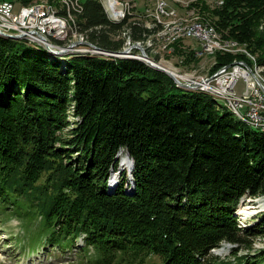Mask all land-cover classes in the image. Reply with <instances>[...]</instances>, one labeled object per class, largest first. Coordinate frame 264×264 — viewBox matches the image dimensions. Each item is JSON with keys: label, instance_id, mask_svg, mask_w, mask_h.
<instances>
[{"label": "trees", "instance_id": "16d2710c", "mask_svg": "<svg viewBox=\"0 0 264 264\" xmlns=\"http://www.w3.org/2000/svg\"><path fill=\"white\" fill-rule=\"evenodd\" d=\"M75 5L78 29L104 49H122L126 37L146 43L153 32L131 14L111 20L100 0ZM194 6L264 67V0ZM185 45L177 41L174 52L197 61ZM30 49L0 37V211L39 219L28 246L76 248L87 264H146L152 255L160 264H264V246H254L264 211L248 226L234 213L244 196L264 195L261 127L141 59H51ZM236 59L252 63L218 52L212 72ZM124 152L134 166H119ZM224 242L234 244L233 258L209 257Z\"/></svg>", "mask_w": 264, "mask_h": 264}, {"label": "rangeland", "instance_id": "374dc122", "mask_svg": "<svg viewBox=\"0 0 264 264\" xmlns=\"http://www.w3.org/2000/svg\"><path fill=\"white\" fill-rule=\"evenodd\" d=\"M12 1L15 3L14 5H15L16 13H18L20 11L19 6L25 2L23 0H12ZM72 1L73 0H58L59 3L57 2L56 4H54L50 2V0H29V2L27 3H32L35 5L47 3V4L54 5L53 6L54 10L58 9V10L68 11L67 9H70L71 7L74 11H77L75 8H73L77 0H74V3ZM100 1L103 4L108 17L110 16L109 18L111 20L121 21V15H116L112 11V8L108 5L111 0H100ZM165 1L167 2V6L163 5V7H162L163 3H161L162 0H117L116 1L118 4V8H123L121 5V3H123L124 5H127V8L130 9L131 15H132V17L130 18V21L140 20L142 22H145V25L152 29L153 34L149 38L147 37L146 43H144L143 41L141 42L132 41L126 37L123 41L124 44L122 48L127 49L128 47H130L131 51L129 53L131 56L125 57V56L114 55V57L136 58L137 57L136 55L139 54V50L138 48H135V47L133 48L131 44L140 43L145 47L147 53L151 56V58L157 61H160L166 67H170L174 69L177 73H179V75L184 77L185 81L199 82L198 88H204L205 85H203L200 82H202L203 79L209 78V76H206V75H210L212 72V66L215 63V54L218 52L220 53L222 52L216 51L215 53L212 52L208 54H203L202 56H196L198 57L197 61L185 63L184 61H182L183 55H180L179 53H176V52L169 51L166 48L172 47L174 45V42H169V40L172 39L173 34H174V31L171 29V26L175 24V22H177L179 18L186 20L187 24H189V22L201 23V24H204V23L211 24V23L203 21L202 18L199 16L198 10L196 6H194L197 0H165ZM205 1L209 2L211 5H214L216 4L217 0H205ZM162 8L164 12L162 11ZM125 11L127 12V9ZM74 19L76 20V15H73V20ZM159 21H161V23L164 25L165 24L167 25L168 23L169 24L163 30L160 26L155 25V22H159ZM39 23H43L42 20H39ZM62 25L63 26L61 25L55 26L54 30H50L49 28L48 32H45L46 33L45 35H38L36 36L37 37L36 39L32 40L34 42L40 41L42 45L34 44V43L29 45L28 43H26L31 48L29 52L30 51L32 52V50L34 49L35 50L44 49L48 53L49 58L53 59V55L55 54L51 53L46 48H44L45 47L44 43H49V44L58 43L66 47V45H68V43L71 42V40H76L75 47L79 46V48H84V46H86L85 45L86 43L80 40L81 35L80 34L78 35L77 33L75 34V30L77 28L76 27L77 22L68 21V25L65 26L64 23ZM262 26H264V22L262 23V25H260V27ZM120 36L121 34L116 35V38H119ZM0 37L11 38L5 35H0ZM222 38L227 39L224 37ZM15 40H19V38ZM180 40H182V43L186 44L185 46L188 47V49L190 50H193L192 48H198V46H200V40H197L195 38L185 37V38L176 39L174 41H180ZM22 41H24L23 37H22ZM234 48L235 49H229L225 53H233V54L243 53L249 57L250 62H253V60H257L256 56L252 54L245 46L237 43L236 46H234ZM66 49H67V52L62 53L59 56L63 57L64 54L66 56L67 55L70 56L72 53L73 54H86L83 51H80L78 49L71 50L68 47H66ZM89 54L90 53L88 52L87 55ZM93 55H96V54H93ZM63 62L66 63V58L63 59ZM67 62H68V59H67ZM65 63L62 64L63 69H66L68 66V63L67 64ZM248 65H252V63L251 64L248 63ZM255 71L257 73L256 72L254 73H256V75L264 83V74L262 73L264 71V67L260 65L259 68L257 69L255 68ZM250 74L252 75V73ZM224 77L225 76H215L213 78L212 83H210V85L214 86V88H218L217 87L219 85L218 80ZM246 77L247 76L238 77L236 84L233 86L235 95L230 94L228 98L229 99H231L232 97L239 98L237 96H241L244 92L249 93V95L246 97L247 101L250 103L253 102V104L250 105V104H247L246 102L244 105L240 107V108H243V110L245 111L247 110L249 112L250 110L253 111L254 107H257L261 104H263L264 106V95L263 97L260 96L263 90L259 86V83L257 82V80H255L256 81L255 86H253L251 85L252 80H250V77L248 80ZM251 77L254 81L255 76H251ZM205 89H206L205 91L212 93L210 91L211 87H209L208 89L207 88ZM250 90H252V93H250ZM212 94L217 97L215 93H212ZM262 114L263 113H261V115ZM237 116L243 121L252 122L249 116H247L246 112L244 113L243 118L238 114ZM263 122H264V118H263ZM256 125L261 127L264 130V126H261L259 123H257ZM125 155L128 156L127 154H125V152L122 153L120 159L121 158L123 159ZM122 159L121 161H119V166L126 165L125 167H127V165H129L128 162L126 161V164H123ZM131 163L133 166L132 161ZM125 170L127 171L126 172L127 178L131 177L134 180V176L132 177L130 175L129 170L127 168ZM127 185L132 186L130 182H127ZM263 211H264V195L258 196L256 198L246 195L241 199L234 213L235 214L239 213V215L241 214L250 215L251 218L249 222L248 223L246 222V223L248 225H252L261 217ZM28 223H29V226L31 227V230L27 228ZM39 227H40L39 219L38 220L32 219V221L29 222L23 218H19L14 213L10 212V213H7L6 215L5 214L2 215L0 211V264H73L72 262L75 261V259L77 261H75L76 263L74 264H87V262H83L80 258H77L76 248L60 249L57 247L46 246L44 244L43 245L39 244L35 246L34 244H31V243H29V246H28L27 241L32 240L33 237L37 236L38 232H36V230ZM78 241L79 243H82L81 238H79ZM33 246L35 247L33 248ZM233 246L234 244L230 242H224L221 246L213 248L208 255L209 257L216 256L221 259H225L227 257L233 258V253L231 251ZM254 246L255 247L264 246V237H256V240L254 241ZM242 250L246 251L247 249L243 248ZM146 264H160V260L158 256L152 255L147 258Z\"/></svg>", "mask_w": 264, "mask_h": 264}, {"label": "built area", "instance_id": "2783aa9c", "mask_svg": "<svg viewBox=\"0 0 264 264\" xmlns=\"http://www.w3.org/2000/svg\"><path fill=\"white\" fill-rule=\"evenodd\" d=\"M79 5H82L81 0H77ZM162 7L163 5L167 6V3L161 2ZM15 4V3H14ZM14 4H6L4 0L0 1V27L1 28H7L9 31H22V32H28V38L30 40L36 39L38 35H43V31L54 30V24H57V26H63L68 25V20H61L57 12H53V9L51 8H36L32 3H28L26 5H20V11L16 13L15 11V5ZM117 2H110L108 5L112 8V11L116 15H121V19L123 18L124 14H131V11L129 8H127V5H124L121 3L123 8H118ZM127 9V12L125 11ZM42 10H49V17L48 19H40V12ZM118 11V13H116ZM162 11L164 12L163 8ZM110 17V16H109ZM39 20H42L43 23H39ZM57 22V23H56ZM160 22V26L163 24ZM190 38H195L197 40H200V46L198 48H192L195 52L196 56H202L203 54H207V47H213L220 44H217V42L214 41L213 35L210 34L206 29H203L198 25L197 28H191V36ZM181 41V40H180ZM177 41H174L176 43ZM75 42H69L67 47H75ZM84 48L82 49H93L98 50L97 46H93L90 44H85ZM75 48H79L75 47ZM169 51L174 52V47L166 48ZM105 54V53H102ZM108 55V54H106ZM246 61L239 59L238 61H233L232 66L228 67H222L218 71L214 72L213 74L206 75L209 76V78L203 79L202 83L204 85L205 82H207L208 87L204 86V88H199L202 90H206L205 88L211 87L210 91H214L217 96H223L228 101L231 102V105L238 106L240 108L242 105H244L246 102L247 104L252 105L253 102L247 101V96L249 93L244 92L241 96H237L239 98L232 97L231 99L228 98V96L235 95L233 86L236 84L239 76H247V80L250 77V80H252L251 85L255 86L256 84V77L254 78V81L251 76V69L248 68L245 63ZM247 63V62H246ZM248 64V63H247ZM251 67V65H249ZM215 76H225L224 78L218 80L219 85L218 88H214V86H211L210 83H212L213 78ZM258 82V81H257ZM249 83V84H250ZM213 87V88H212ZM250 87V86H248ZM252 88V86H251ZM249 89V88H248ZM250 93H252V90H250ZM264 93L262 92L260 96L263 97ZM242 111L247 113V116H249L250 119H255L257 123H259L261 126H264L263 118H264V106L263 104L254 107L253 111H245L243 108H240ZM261 113H263L261 115Z\"/></svg>", "mask_w": 264, "mask_h": 264}, {"label": "bare ground", "instance_id": "6f19581e", "mask_svg": "<svg viewBox=\"0 0 264 264\" xmlns=\"http://www.w3.org/2000/svg\"><path fill=\"white\" fill-rule=\"evenodd\" d=\"M6 2V4H14V2L12 0H4ZM117 0H111L110 2H116ZM74 3V1H72ZM162 2L164 3H167L165 0H162ZM76 3V2H75ZM78 3V1H77ZM218 3H222V0L218 1ZM28 3H23L22 5H26ZM34 7L36 8H51L53 9V12H57V14L59 15V17L61 18V20H68L70 22L74 21L75 22V19L73 20V15L70 11V9H67L68 11H66L67 13H61L62 11L61 10H54L53 6L54 5H51V4H47V3H42V4H39V5H35L33 4ZM75 5V4H74ZM76 6V5H75ZM74 6V8H75ZM80 6V5H79ZM116 13H118V11H116ZM171 13V12H170ZM173 13V12H172ZM126 16V14H124V17ZM49 17V10H42L40 12V19H48ZM123 17V18H124ZM156 20V19H155ZM166 22V21H164ZM172 22V21H171ZM175 22V21H174ZM169 24V23H168ZM167 24V25H168ZM155 25L156 26H160V22H155ZM167 25L163 24L162 26H160L163 30L165 27H167ZM172 25V24H171ZM198 25L200 27H202L203 29H206V31H208L210 34L213 35V39L215 42H217V44H220V45H217V46H213V47H207V54L208 53H212V52H216V51H221L222 53H225L227 52L229 49H235L234 46H236V44L238 43L237 41L235 40H232V39H223L221 37V33L220 31H218L215 26L211 25V24H201V23H191L189 22V24H187L186 20L182 19V18H179V20L177 22H175V24H173L171 26V29L174 31V34H173V37L171 40H169V42H174V40L176 39H180V38H185V37H189L191 36V28H197ZM54 26H57V24H54ZM77 27V26H76ZM150 28V27H149ZM160 28V29H161ZM70 29V28H69ZM77 29V28H76ZM67 30V29H66ZM156 30V29H155ZM45 32H48V31H43V35H45L46 33ZM166 32V31H165ZM76 34V33H75ZM153 34V32L148 36V38ZM0 35H7V37H10L13 38V39H17L18 37H23L24 39L25 38H28V32H22V31H9L7 30V28H1L0 27ZM81 35V38L80 40L82 42H85L86 44H90V45H93V46H97L95 43L93 42H90L87 40V36L86 35H83V34H80ZM166 35V34H165ZM63 36V35H62ZM74 37V36H73ZM77 38V37H76ZM222 38V39H221ZM129 40H131L129 38ZM232 40V41H230ZM140 41V40H139ZM168 41V40H167ZM235 41V42H234ZM71 42H76V40H71ZM131 43V42H130ZM148 44V43H147ZM70 48L71 50H80V51H83L84 53H90V54H101V55H104L102 54V52H100L99 50H93V49H82V48H75V47H68ZM70 52V51H69ZM65 55V54H64ZM110 56V55H108ZM130 55H127L125 57H128ZM239 60V59H238ZM237 59L234 60V61H238ZM146 62V61H144ZM147 63V62H146ZM148 64V63H147ZM259 64H257V60H253L252 62V65H251V73L252 75L254 76H257L256 75V71H255V68H259ZM262 66V65H261ZM256 72V73H254ZM258 77V76H257ZM259 78V77H258ZM260 79V78H259ZM204 85L206 87H208L207 85V82L204 83ZM194 90V89H193ZM212 93H215L214 91H211ZM219 97L220 99H225L226 100V103L227 105L231 108V110H233V112H235L236 114L240 115L242 118L244 116V111H242L240 108H238V106H233L231 105V102L228 101V99H226L225 97L223 96H217ZM252 122H249L250 124L252 125H255L257 126V121L255 119H251ZM255 121V122H254ZM123 164H126V161L128 162V166L130 167L131 166V159L128 157V156H124L123 159Z\"/></svg>", "mask_w": 264, "mask_h": 264}, {"label": "water", "instance_id": "95a60500", "mask_svg": "<svg viewBox=\"0 0 264 264\" xmlns=\"http://www.w3.org/2000/svg\"><path fill=\"white\" fill-rule=\"evenodd\" d=\"M62 13V12H61ZM75 22H76V20H75ZM75 33H77L78 35L79 34H83V35H86L87 36V40L88 41H90L89 39H88V33L86 32V30H80V29H78V27H77V29L75 30ZM5 36H7V35H5ZM11 37V36H10ZM19 38V40H22V38L21 37H18ZM24 39V38H23ZM24 42L25 43H28L29 45H31L32 43H34V44H40V45H42V43L40 42V41H38V42H34V41H32V40H30L29 38H25L24 39ZM91 42V41H90ZM97 45V44H96ZM44 48H46L48 51H50L51 53H54L55 55H60V54H62V53H64V52H67V49H66V47L68 46V45H66V47L65 46H62V45H60V44H58V43H54V44H52V43H44ZM131 46L134 48H138V50H139V54L138 55H136L137 57L136 58H139V59H141V60H143V61H146L149 65H151V66H153V67H155V68H157V69H160V70H163L164 72H166L169 76H171L175 81H176V83L179 85V86H181V87H183V88H186V89H197L198 87H199V82H187V81H185V79H184V77L183 76H181V75H179V73H177L174 69H172V68H170V67H166L165 65H163L160 61H157V60H155V59H153V58H151V56L147 53V51H146V49H145V47L142 45V44H140V43H133V44H131ZM97 48H98V50L100 51V52H102V53H105V54H108V55H110V56H114V55H117V56H127V55H130V47H128L127 49H125V48H122V49H120V50H115V51H110V50H107V49H104V48H102V47H100V46H97ZM131 56V55H130ZM130 56H128V57H130ZM134 57V56H133ZM183 61V60H182ZM233 63V62H232ZM232 63H230V64H227V65H224V66H222V67H230V66H232ZM245 63V65L248 67V68H250L251 69V67L246 63V62H244ZM222 67H220V68H222ZM219 68V69H220ZM219 69H217L216 71H218ZM215 71V72H216ZM214 72H211V74H213ZM256 77V79H257V81H258V83H259V86L261 87V89L263 90V92H264V83L261 81V79H259L257 76H255ZM128 156L131 158V160H132V162H133V166H134V164H135V162H134V159L130 156V154L128 153ZM117 173H119V172H117Z\"/></svg>", "mask_w": 264, "mask_h": 264}]
</instances>
